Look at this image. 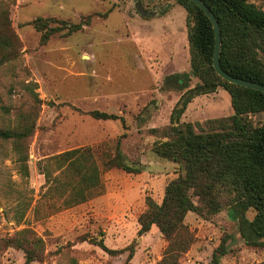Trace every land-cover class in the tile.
Segmentation results:
<instances>
[{
	"label": "rangeland",
	"instance_id": "1",
	"mask_svg": "<svg viewBox=\"0 0 264 264\" xmlns=\"http://www.w3.org/2000/svg\"><path fill=\"white\" fill-rule=\"evenodd\" d=\"M89 22L69 34L65 29L41 43L29 24L34 17L76 23ZM184 10L174 0H14L10 25L19 46L15 60L0 67V102L18 105L27 94L21 82L33 81L41 103L28 144L27 175L19 172L9 145L0 148V235L30 228L43 241V256L30 264H119L127 251L109 255L76 237L85 233L117 249L132 240L133 264H157L164 241L157 228L139 236L136 215L144 196L159 202L163 186L180 167L151 151L162 136L169 111L178 96L197 78L188 67ZM55 25L56 22L49 21ZM12 85L11 92L5 90ZM98 109L123 117L94 119L79 112ZM232 113L229 96L218 87L186 104L180 120L206 128V121ZM257 121L261 114L250 115ZM156 128L151 132L150 128ZM121 156L138 165L139 172L109 169L101 173L103 192L112 186L122 195L92 204L96 196L73 206H62L63 195L45 196L41 171L55 174L50 155L101 143L105 153L116 146ZM117 188V189H116ZM223 209L210 217L187 212L184 222L193 243L178 264H209L212 248L228 234L226 253L217 264H264V247L244 245L235 221ZM248 218L252 213L246 212ZM264 243V238L261 239ZM23 252L0 250V264H23Z\"/></svg>",
	"mask_w": 264,
	"mask_h": 264
},
{
	"label": "trees",
	"instance_id": "2",
	"mask_svg": "<svg viewBox=\"0 0 264 264\" xmlns=\"http://www.w3.org/2000/svg\"><path fill=\"white\" fill-rule=\"evenodd\" d=\"M217 21L220 44L218 62L227 74L264 85V0H201ZM184 10L188 67L197 82L184 90L172 105L162 136L153 141L151 151L180 167L167 180L159 202L144 196V208L136 215V235L154 225L164 246L157 264H178L180 256L193 243L194 234L184 222L187 212L198 217H210L225 209L236 223L244 245L264 247V93L220 78L212 68L213 33L209 20L189 0H174ZM14 0H0V67L16 58L19 40L10 25L9 7ZM91 14L76 23L34 17L28 23L39 32V41L65 29L69 34L88 24ZM49 21L58 24L51 25ZM33 81L21 82L27 94L18 105L0 102V148L8 144L19 172L27 175L28 144L35 130L40 99L33 90ZM13 86L8 84L9 94ZM222 88L229 96L232 113L208 119L206 128L180 120L192 97ZM94 119L123 117L98 109L81 111ZM261 114L252 121L250 115ZM157 129L150 128L151 132ZM101 143L83 145L50 155L46 162L54 165L55 174L41 171L45 196L50 191L63 195L61 205L73 206L103 192L101 173L109 169L139 172L123 163L116 141L113 153H105ZM252 213L248 218L247 211ZM228 234L222 233L212 248L209 264H217L226 253ZM78 241H87L109 255L127 251L119 264H133L132 240L122 248H109L101 238L80 234ZM7 247L23 252V264L40 260L43 241L30 228L0 235V250ZM71 264H74L72 261Z\"/></svg>",
	"mask_w": 264,
	"mask_h": 264
},
{
	"label": "water",
	"instance_id": "3",
	"mask_svg": "<svg viewBox=\"0 0 264 264\" xmlns=\"http://www.w3.org/2000/svg\"><path fill=\"white\" fill-rule=\"evenodd\" d=\"M189 1H191L194 5H196L202 11L203 14L207 17V19L210 22L212 33H213V48H212V54H211V65L215 73L220 78L224 79L225 81L229 83H233V84L247 87L250 89L258 90L264 93L263 84L229 75L220 68L219 62H218L220 35H219L217 21L214 18L210 9L201 0H189ZM123 163L128 167L138 168L137 164L132 163L124 158H123Z\"/></svg>",
	"mask_w": 264,
	"mask_h": 264
},
{
	"label": "crops",
	"instance_id": "4",
	"mask_svg": "<svg viewBox=\"0 0 264 264\" xmlns=\"http://www.w3.org/2000/svg\"><path fill=\"white\" fill-rule=\"evenodd\" d=\"M114 189L115 188H113L112 186H106L103 194L94 198V201H92V204H96V202H100V201H106V203L109 206L110 205L113 206V203H112L113 199H115L116 201H121L122 195L119 194L118 190L115 191Z\"/></svg>",
	"mask_w": 264,
	"mask_h": 264
}]
</instances>
